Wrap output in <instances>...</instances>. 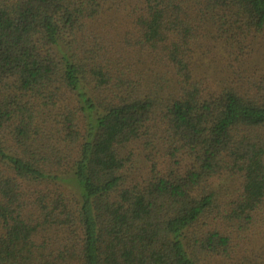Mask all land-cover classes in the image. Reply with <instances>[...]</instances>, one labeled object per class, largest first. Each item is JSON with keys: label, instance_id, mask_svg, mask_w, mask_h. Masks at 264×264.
Masks as SVG:
<instances>
[{"label": "trees", "instance_id": "trees-1", "mask_svg": "<svg viewBox=\"0 0 264 264\" xmlns=\"http://www.w3.org/2000/svg\"><path fill=\"white\" fill-rule=\"evenodd\" d=\"M263 34L264 0H0V264L229 258L264 222V69L197 62Z\"/></svg>", "mask_w": 264, "mask_h": 264}, {"label": "rangeland", "instance_id": "rangeland-1", "mask_svg": "<svg viewBox=\"0 0 264 264\" xmlns=\"http://www.w3.org/2000/svg\"><path fill=\"white\" fill-rule=\"evenodd\" d=\"M209 51L210 54L202 56L197 62V73L198 77L206 78L211 87L228 85L235 80L236 73L251 76L264 69V34L240 54L223 47H210ZM66 186L76 190L73 182H68ZM230 253L229 258H213L209 264H264V222L248 237L235 239Z\"/></svg>", "mask_w": 264, "mask_h": 264}]
</instances>
